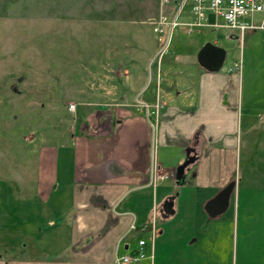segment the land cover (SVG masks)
<instances>
[{
	"label": "crops",
	"instance_id": "crops-1",
	"mask_svg": "<svg viewBox=\"0 0 264 264\" xmlns=\"http://www.w3.org/2000/svg\"><path fill=\"white\" fill-rule=\"evenodd\" d=\"M218 27L225 26L196 30L199 43ZM206 40L178 58L189 65L195 59L197 70L166 65V76L176 74L167 91L161 90L158 44L150 49L157 81L137 91L144 99H87L70 112L69 131L43 140L26 172V201L36 202L26 211L29 242L4 241L15 231H5L13 226L0 220V264H116L117 255L139 250L146 254L142 264H264V177L236 176L241 150L264 157V98L257 100L254 87L244 97L236 72L223 70L228 50ZM207 44L224 51L219 69L199 61ZM190 145L199 157L179 185L174 174ZM155 174L164 177L154 183ZM232 182L228 207L211 215L208 202ZM171 195L174 212L164 217Z\"/></svg>",
	"mask_w": 264,
	"mask_h": 264
},
{
	"label": "rangeland",
	"instance_id": "rangeland-1",
	"mask_svg": "<svg viewBox=\"0 0 264 264\" xmlns=\"http://www.w3.org/2000/svg\"><path fill=\"white\" fill-rule=\"evenodd\" d=\"M161 10L158 0H0V220L14 228L5 231H15L4 241L21 240L22 246L29 242L26 211L36 202L26 201L27 167L35 163L33 151L44 139L54 141L55 131L70 130L68 105L73 102L77 109L87 99L116 102L119 96L144 99L137 92L141 85L146 90L156 83L158 61L150 49L160 41L149 21ZM189 19L185 12L180 21ZM231 32L228 27L209 29L204 43L216 39L228 50L224 71L240 65L231 71L238 75L239 86L243 82L244 97L254 87L257 100L263 99L264 29L229 38ZM200 37L183 24L173 31L169 51L160 61L163 92L176 78L174 70L172 77L165 75L166 65L184 72L198 69L195 59L189 65L178 64V58L191 43L197 42L199 51L204 45ZM263 163L261 153L241 150L237 178L262 179Z\"/></svg>",
	"mask_w": 264,
	"mask_h": 264
},
{
	"label": "built area",
	"instance_id": "built-area-1",
	"mask_svg": "<svg viewBox=\"0 0 264 264\" xmlns=\"http://www.w3.org/2000/svg\"><path fill=\"white\" fill-rule=\"evenodd\" d=\"M169 4H172V7H169ZM159 7L163 11L149 21L160 41L155 56L159 62L169 51L173 31L181 24L187 26L188 32L200 31L206 26H225L237 30L240 36L247 30L264 29V16L260 20L255 18L258 13L264 14V0H159ZM185 12L190 19L180 21ZM211 17H214V21L210 20ZM233 69L240 70V65L235 63V66L230 68ZM68 107L71 112L76 110V104L73 102ZM155 107L158 112L160 104L157 103ZM151 125L153 128L156 126L153 123ZM155 168L154 166V170ZM155 175L152 177L154 183L164 177L162 174ZM145 242L144 239L139 240L140 245ZM145 259L146 254L139 250L135 254L117 255L115 263L142 264Z\"/></svg>",
	"mask_w": 264,
	"mask_h": 264
},
{
	"label": "water",
	"instance_id": "water-1",
	"mask_svg": "<svg viewBox=\"0 0 264 264\" xmlns=\"http://www.w3.org/2000/svg\"><path fill=\"white\" fill-rule=\"evenodd\" d=\"M210 54L212 56L210 57ZM216 55V57H213ZM213 57V58H212ZM224 60V51L212 44H207L199 53V61L201 64L209 69H219L222 66ZM199 157L196 145H190L186 148V158L181 164H179L175 171L176 183L182 185L186 182V172L190 166L196 162ZM235 183L232 182L225 188H223L212 200L207 204V209L211 215L217 216L224 212L229 204L231 192L233 191ZM175 195L169 196L163 204L164 217L173 213ZM134 254V252H132Z\"/></svg>",
	"mask_w": 264,
	"mask_h": 264
},
{
	"label": "flooded vegetation",
	"instance_id": "flooded-vegetation-1",
	"mask_svg": "<svg viewBox=\"0 0 264 264\" xmlns=\"http://www.w3.org/2000/svg\"><path fill=\"white\" fill-rule=\"evenodd\" d=\"M211 56H212V54H210V57H211ZM213 57H216V55H214ZM213 57H212V58H213Z\"/></svg>",
	"mask_w": 264,
	"mask_h": 264
}]
</instances>
